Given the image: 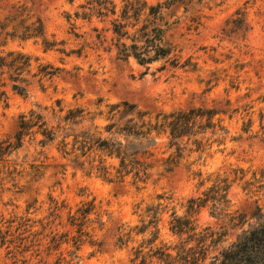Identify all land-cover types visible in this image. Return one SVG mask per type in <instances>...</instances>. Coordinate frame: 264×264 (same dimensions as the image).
I'll return each instance as SVG.
<instances>
[{
    "label": "rangeland",
    "instance_id": "1",
    "mask_svg": "<svg viewBox=\"0 0 264 264\" xmlns=\"http://www.w3.org/2000/svg\"><path fill=\"white\" fill-rule=\"evenodd\" d=\"M115 1L121 4V0ZM86 2L0 0V21L13 7L25 5L44 21L48 40L58 44L46 50L40 41L10 40L0 49V53L17 51L33 58L28 95L20 96L10 90L7 103H0V143L14 142L19 117L30 110L47 109L50 126H56L52 109H59L58 102L65 111L81 107L96 112L100 106L124 101L153 114L191 108L229 110L226 115L215 117V122L222 120L226 131L213 136L209 130L201 150L190 143L172 173L156 169L145 185H136L131 178L109 182L90 173L88 166H77L72 157L62 152L61 137L42 148L40 135L28 136L20 149L0 160V214L6 219H48L57 202L66 206L61 212V220L66 223L69 210L75 212L82 202L95 200L106 222L104 230L97 234L103 245L100 251L85 245L80 260L74 264H140V259L135 260L136 253L149 252L151 246L146 241L152 239L154 230L150 227L141 235L135 229L149 224L147 209L166 204L164 199H169L160 215L159 237L153 248L166 246L176 255L175 247L186 241L187 235L170 231L172 213L184 216L188 200L200 196L211 185L207 182L210 176L221 174L235 180L230 192L232 212L245 215L246 222L233 228L228 219L218 220L208 209L201 211L196 217L197 232L206 228L227 232L219 243L214 244L212 239L207 242L204 264H211L219 251L256 223L252 215L259 196L244 188L246 182L253 184V190L264 183V0H194L188 13L184 5L178 6L173 19L178 23L167 39L176 48L181 66L191 67L168 65L162 72L157 69L164 62L154 64L147 72L133 59L120 61L115 52L108 53L100 47L94 29L101 32L110 24L98 19H77L76 13L82 12L80 7ZM106 35L111 39V34ZM40 65H51L60 72L51 81L39 82L31 75L37 73ZM200 138L201 135L196 136V140ZM159 142L156 155L167 158L168 140L161 138ZM242 176L243 180H236ZM202 181H206L204 185ZM120 227L135 229L124 246L117 242ZM191 246H197V242L191 241L188 247ZM62 250L66 254L65 247ZM54 261L52 257L51 264ZM12 262L7 249L1 248L0 264ZM150 264L164 263L154 259Z\"/></svg>",
    "mask_w": 264,
    "mask_h": 264
},
{
    "label": "trees",
    "instance_id": "2",
    "mask_svg": "<svg viewBox=\"0 0 264 264\" xmlns=\"http://www.w3.org/2000/svg\"><path fill=\"white\" fill-rule=\"evenodd\" d=\"M193 1L158 0L150 3L147 0H121L118 4L115 0H87L80 7L82 12L76 13V18L109 23L110 27L101 32L94 29L100 47L108 53L115 52L120 61L133 59L139 66L146 67L147 72L154 64L164 62L157 69L162 72L168 65L191 67L187 66L190 64L181 66V58L167 36L178 23V20H173L174 10L184 5L188 13ZM12 10L0 21V49L10 40L40 41L46 50L57 47L56 42L48 40L44 21L31 9L22 5ZM106 34H111V39L108 40ZM60 51L64 53V50ZM32 61L30 55L22 52L0 53V103H7L10 90L20 96L28 95ZM59 72L51 65H40L31 77L39 78V82L51 81ZM57 105L58 110L52 109L56 126H50L45 114L47 109L38 108L21 115L14 142L0 143V160L20 149L28 136L40 135L42 148L61 137L62 152L72 157L77 166H88L90 173H96L109 182H124L131 178L134 184L145 185L156 169H162L165 174L172 173L190 143L201 150L209 130L213 136L225 132L222 120L215 122V117L229 112L216 108H191L153 114L127 101L108 104L104 108L100 106L96 112L81 107L65 111L60 102ZM197 135L201 138L196 140ZM161 138L168 140L166 152L170 154L159 159L156 151ZM261 177L264 178V174ZM238 179L243 180L244 176ZM205 182L202 181L201 185ZM207 182L211 185L200 196L188 200L184 216H178L176 211L171 215L170 231L178 236L187 235V240L175 247L176 255L166 246L153 248L159 237L160 215L169 205L166 198V204L147 209L148 225L135 228L141 235L150 227L154 228L152 239L146 241L151 249L147 253L137 251L135 260L140 259V264H150L154 259L164 264H204L208 255L207 242L212 239L214 244L219 243L227 235L226 230L212 232L210 228L197 232L196 217L204 209L210 210L211 216L218 220L228 219V225L233 228L244 225L246 216L232 212L230 192L235 180L217 174L214 178L210 176ZM244 189L259 196L252 215L256 223L219 251L211 264H264V204H258L259 201L264 202V183L253 190V184L246 182ZM159 199H163L162 196ZM63 209H66L65 205L54 202L53 214L48 219L37 221L18 217L6 219L0 214V249H7L12 264H51L52 257H55L53 264H74L80 260L85 245L97 247L100 251L103 242L97 234L104 230L106 222L96 201L82 202L75 212L69 210L66 223L61 220ZM36 226L40 230H35ZM59 228L69 230L61 232ZM135 229L127 231L120 227L118 244L126 245ZM191 241L197 242V246L188 247ZM64 247L66 254L62 250Z\"/></svg>",
    "mask_w": 264,
    "mask_h": 264
}]
</instances>
